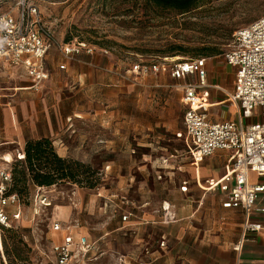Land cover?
<instances>
[{"label":"rangeland","instance_id":"1","mask_svg":"<svg viewBox=\"0 0 264 264\" xmlns=\"http://www.w3.org/2000/svg\"><path fill=\"white\" fill-rule=\"evenodd\" d=\"M16 1L0 0V10ZM27 2L39 6L43 25L51 34L54 45L50 52V62L56 63L62 59L57 44L68 40H83L97 46L94 54H98L102 60L101 66L105 68L97 74L93 71L98 81L94 78L82 86L74 73H68L69 84L63 96L66 99L60 103L63 112L69 114L65 131L69 134L65 138L69 145H76L75 134L86 137L93 130L99 131L102 140L108 138V141L97 144L99 149L84 155L87 161L78 159L89 164L95 171L93 179L97 180V185L89 188L60 182L40 193L32 187L31 193L22 197L20 219L15 220L12 227L0 230V263L5 259L17 264H55L52 248L54 240H59V236H54L52 228L55 221L72 225L73 230L85 227L83 229L90 233L91 238L98 239L115 217L107 211L108 207L105 213L100 207L105 206V201L107 203L110 198H114L112 194L117 192L138 193L147 177L142 169L143 165H148L147 160L150 161L147 155L150 153L152 158L155 157L153 154L162 152L159 146L166 143L173 148V141L158 138L166 133L164 120L177 123L180 137L184 138V108L179 100L182 91L175 87L180 82L172 80L167 71L165 74L164 71L158 75L145 76L132 72V66L153 62H163L169 66L176 61L205 57L209 71L214 75L210 76V80L214 78L219 86L229 90L234 71L227 65L225 53L238 28L264 16V0H206L185 14L156 8L148 0ZM179 46L181 50L176 49ZM212 50L219 52L211 53ZM29 84L32 85V82L21 74L0 71V118L3 108L14 107L21 121L28 127L29 115L33 113L30 105L32 102L37 103L34 112L41 121L47 113L45 103L51 108L58 102V91L55 88L51 91L43 83L38 89L32 88L31 94L24 91L16 93L18 85ZM208 90L206 88L204 93ZM34 95L38 96L37 100ZM212 95L225 94L214 91ZM211 101L215 100L212 98ZM23 104L27 110L24 113L21 109ZM228 107L217 105L210 110L213 113L214 108L218 115L221 110L228 111ZM131 119L132 133L129 132ZM142 119L150 120L153 131L146 129L141 123ZM114 135L116 138L109 142V138ZM146 140L153 141L152 148L142 145ZM179 143L180 148L187 150L185 138ZM15 149L14 145L0 147V168H12L19 159ZM6 151L14 152L12 160L10 156L7 158L10 162L3 160ZM122 182L124 184L119 185ZM99 193L102 196L94 201ZM66 205L71 208L69 217L62 215L61 210ZM14 235L20 236L22 242L14 243L11 239ZM111 243L104 240L99 244L110 253L114 247ZM15 248L24 259H14L9 255ZM110 263L109 259L104 262Z\"/></svg>","mask_w":264,"mask_h":264},{"label":"crops","instance_id":"2","mask_svg":"<svg viewBox=\"0 0 264 264\" xmlns=\"http://www.w3.org/2000/svg\"><path fill=\"white\" fill-rule=\"evenodd\" d=\"M50 52L46 60L50 77L43 84L50 87L51 91H54V88L58 91V102L51 108L45 103L47 113L42 121L39 115L34 112L37 110L36 101L32 102L30 105L33 113L31 116L29 115L31 118L28 127L21 121L17 108H3L0 118V147L14 145L17 154L22 157L28 139L49 137L53 140L60 156L87 161L84 155L99 149L97 144L108 141V138L102 140L103 137L99 131L95 130L87 134L86 137L75 132L77 133L75 134L76 145H69L65 139L69 136L65 132L69 114L66 111L63 112L60 103L64 101V89L69 84L68 73L71 75L74 73L78 83L82 86L94 80L93 71L97 74L99 70L105 68L101 66L102 60L98 54H81L76 59H68L60 51L62 59L55 63L50 62ZM62 64L66 65L65 69L60 68ZM230 67L234 71V79L229 90L219 86L214 78L210 80V76H214L211 75L210 71L209 82L219 87H208L209 90L205 93L206 88L202 90V94L212 104V107L221 105L223 108L224 105H229L228 111L221 110L218 115H216L214 108L212 109L213 113L210 110L211 118L215 116L214 120L216 121L240 119L238 108L228 101V93L233 91L235 82V69ZM108 69L111 71L110 68ZM0 71L14 72V75L21 74L31 82L26 69L22 66L12 67L0 62ZM95 80L98 81L97 78ZM189 80L190 78H187L182 81ZM30 90L32 87L29 84L18 85L15 91L17 94L19 91L31 94ZM214 91H221L227 95L214 97L212 95ZM182 96L183 91L179 100L185 114L186 107L183 104ZM212 98L215 101H211ZM37 99L38 96H35V100ZM21 107L23 113L27 111L26 105L23 104ZM249 120L244 119L243 122L249 124L253 121ZM141 123L146 126L148 131H153L150 120L142 119ZM132 125L131 119L130 133H132ZM155 125L158 126L157 123ZM183 126L187 145L184 116ZM163 127L166 129V133L159 135L158 138L162 141H173V148L166 143L159 146L162 152L153 154L155 157L152 158L150 153L147 155L150 161L147 160L148 165L142 166L147 177L138 193L117 192L112 194L114 198H110L107 203L105 201V206L100 204L103 213L108 207L107 211L114 214L113 223L106 228L98 239L91 238L90 233L83 229L85 227L79 230L72 229L76 238L87 236L91 242H96L99 246L96 253L90 254L80 264H104L106 259H109L110 264H264V228L244 234L245 213L240 209L223 208L220 192L208 189L227 171L234 160V153L218 150L222 152L216 151L213 155L196 164L189 152L188 145L187 150L180 148L181 143L179 141L184 138L180 137L181 131L178 130V124L165 119ZM114 138H116L115 135L110 137L109 142ZM142 145L152 148L153 141L146 140L142 142ZM13 155L14 152L6 151L3 153V160L10 162L7 158L10 156L12 160ZM110 167L111 164L108 168ZM251 179L255 182L263 181L255 173L251 174ZM122 184L124 182L119 183L121 186ZM128 185L132 187L131 184L128 183ZM34 188L40 193L48 187L36 186ZM120 190L122 189L120 188ZM214 194L216 196H212ZM99 196L102 195L99 193L94 201ZM166 207H169L176 214V221L166 222L163 220L162 212ZM260 208H264V199L257 201L250 219L264 224V212H261ZM14 209L16 210V208H12V210ZM61 211L63 217H69L71 208L66 205ZM124 215H128L126 220H123ZM59 233L54 231V236H59L58 241H61L64 232H61V235ZM244 236L242 250L236 251L234 249L235 244ZM104 240L114 244L110 253L108 250L104 251L99 244ZM58 241L54 240L53 244Z\"/></svg>","mask_w":264,"mask_h":264},{"label":"built area","instance_id":"3","mask_svg":"<svg viewBox=\"0 0 264 264\" xmlns=\"http://www.w3.org/2000/svg\"><path fill=\"white\" fill-rule=\"evenodd\" d=\"M51 34L45 29L39 6L18 0L0 10V62L26 69L34 89L50 77L47 56L53 46ZM63 56L76 59L84 52L94 54L97 46L83 40L59 43ZM225 61L235 69L234 89L228 101L239 111V120H213L212 104L202 94L209 82L208 60L205 57L176 61L169 66L163 62L137 63L131 71L139 75L166 73L180 82L185 105L184 125L189 152L196 164L218 150L234 153V160L224 175L208 189L218 190L225 209H240L245 213L244 234L258 231L264 224L250 219L259 199H264V16L238 28L232 37ZM65 69L66 65H60ZM190 78L189 81H182ZM253 119L249 124L244 119ZM255 173L263 181L255 182ZM12 182L9 167L0 168V228L11 227L21 217V202L17 194H8ZM47 200V199H46ZM16 208V210H12ZM264 212V208H260ZM163 220L174 222L176 214L169 207L163 209ZM128 215L123 216L126 220ZM72 225L58 221L53 230L64 232L61 241L53 244L55 264H78L96 253L99 246L87 236L75 237ZM244 238L235 244L241 251ZM0 264H8L4 259Z\"/></svg>","mask_w":264,"mask_h":264},{"label":"trees","instance_id":"4","mask_svg":"<svg viewBox=\"0 0 264 264\" xmlns=\"http://www.w3.org/2000/svg\"><path fill=\"white\" fill-rule=\"evenodd\" d=\"M152 6L175 14H185L197 8L206 0H148ZM72 41L68 40L67 42ZM180 47V46H179ZM176 49H182L176 48ZM218 53L212 50L211 53ZM211 55V54H210ZM12 182L8 194H17L21 204L22 197H27L32 187H51L60 182H71L94 188L97 180L93 179L92 167L78 159L62 157L58 154L54 142L49 137L32 138L26 141L22 157L11 168ZM12 227V226H11ZM10 227H1V229ZM13 242H22L20 236L14 235ZM14 259H24L18 249L9 252ZM8 264H17L8 262Z\"/></svg>","mask_w":264,"mask_h":264}]
</instances>
